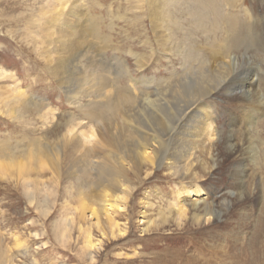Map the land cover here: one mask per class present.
Segmentation results:
<instances>
[{
	"label": "rangeland",
	"instance_id": "obj_1",
	"mask_svg": "<svg viewBox=\"0 0 264 264\" xmlns=\"http://www.w3.org/2000/svg\"><path fill=\"white\" fill-rule=\"evenodd\" d=\"M63 1L0 0V163L15 158L27 168L22 174L15 165L8 172L0 171V254L7 250L18 255L17 264H264V100L259 101L264 97V0H172L171 19L166 24L155 19V0H66L69 4L59 8ZM57 6L67 10L60 17L61 23L54 22L55 30L46 22L53 21ZM84 12L93 43L89 49L110 69L99 67L91 74L89 57H82L78 62L85 71L83 78L87 84L80 88L75 81L79 76H73L72 83L64 84L65 92L61 87L63 70L51 68L57 65L53 57L59 58L53 51L62 47L60 38L68 41L65 33L58 32L59 27L63 25L66 29L68 20L74 25L79 19L84 23L80 18ZM240 37L247 42L240 47L237 40L231 44L232 56L235 53L241 61L226 83L228 89L203 102L212 106L209 110L212 114L209 116L215 119L212 134L216 130L219 134L212 137L206 154L198 152L200 163L193 172L199 177L201 194L183 190V185L191 184L192 180L183 179L182 173L173 176L167 168L151 164L138 170L124 163L126 175L120 180L126 187L131 185L128 191L131 197H127L121 209L110 207L107 214L98 213L94 217L89 210L102 204L101 188H92V201L83 199L79 166L82 169L89 160L98 163L106 157L119 161L114 155L126 152L127 156L133 155V143L126 140L124 146L121 144L124 150L109 144L98 151L91 144L96 140L85 138L88 150L63 147V136L71 128L76 126L72 138L95 126L68 98L78 99L81 104L98 101L95 84L100 74L111 79L121 93L133 89L141 97L146 93L157 95L169 81L188 76L208 64L212 68L215 62H220L227 43ZM165 42L173 44L170 45L173 48L163 45ZM178 46L187 47L188 53L194 55L188 57L183 50L179 52ZM254 73L260 80L258 90L262 96L250 103L241 87ZM16 86L28 104L9 98L10 89ZM108 93L113 97L117 94L113 88ZM183 102L176 106L175 113L203 105L197 99ZM142 103L137 105L138 109ZM132 110L131 115L145 125L138 110ZM251 115L258 120L252 128ZM180 116H170L171 126L167 123V133L175 137L172 141L178 133ZM117 119L116 133L122 126L120 118ZM80 120H84L83 127L76 125ZM229 139L238 149L242 147L244 153L239 149L235 155L231 154ZM60 148L59 163L53 167V156ZM35 155L38 161L33 158ZM248 158H252V163ZM181 199H187L186 204L182 203L185 217L164 222L160 213ZM192 200L210 202L217 214L196 221L189 205ZM82 205H87L88 210H82ZM204 207L201 204L200 214L205 213ZM65 221L71 228L68 239L61 232ZM149 222H153L151 226ZM89 235L94 245L91 249L87 247Z\"/></svg>",
	"mask_w": 264,
	"mask_h": 264
},
{
	"label": "bare ground",
	"instance_id": "obj_2",
	"mask_svg": "<svg viewBox=\"0 0 264 264\" xmlns=\"http://www.w3.org/2000/svg\"><path fill=\"white\" fill-rule=\"evenodd\" d=\"M68 2L66 0H64L63 3H60L59 8L60 7L62 8L63 4L65 5ZM171 2H172V0H155L153 2V6L155 7L154 16H155L156 21H159L160 23H163V24H166L167 22H169V20L171 19V14L169 13V7H170L169 4H171ZM57 9H58V6H57ZM57 9H55V10H57ZM62 10L63 9H61V10L58 9L57 11H55V13H54L55 17L52 18V20H53L52 22L48 19L49 21L46 22V25L49 28L52 27V29H55L54 24L62 22L60 17H62V15L64 14V10H67V9L64 8V10L63 11ZM70 12L71 11L69 10V13ZM190 13H191V11H190ZM80 18H83L84 23H82L81 19H79V22L77 23V25H74V24H71V21L68 20L65 24V26L67 27L66 29H64L63 25H61V27H59L58 32H60L62 34L65 33L66 37L68 38V41L65 43L63 40L64 37L60 38L59 42L63 41V43L61 44L62 47L59 46L56 51H53V53L59 55L58 56L59 58L55 59V57H53L52 61H56L57 65H55V66L52 65L51 68H53V70L55 68V70L57 72H58V70H63L62 72L65 75V77H64L63 81L61 82V87L63 88V90H65V92H67V91L65 89L64 84H66V82L72 83L73 82L72 81L73 76H79V79H75V81L80 88L85 87V85L87 84V81L83 78L85 71L82 69L81 63L78 62V61H81L82 57H84V56L89 57L90 66L88 69L91 70V74L93 73V71L96 68L98 69L99 67L100 68L103 67L105 70H108V68H109V65H105V63H103L102 61L97 60V56L94 57L93 56L94 54H92V52H91L92 49L91 50L89 49V48H91V45L93 43H92V40L90 38L89 29L86 26V24H88L87 12L86 13L84 12L82 15H80ZM156 21H155V23H156ZM48 27H47V29H49ZM233 27L235 28L234 24H233ZM55 30H57V29H55ZM92 31H94V30H92ZM52 33H54V32H52ZM48 34H49V32H48ZM93 35H95V34H93ZM243 36H244V34H243ZM166 38H168V37H166ZM170 38H172V36ZM243 38L246 39L245 37H243ZM160 39H161V37H160ZM236 40L238 42H236ZM162 42H163V40H162ZM235 42L237 43V47H240L243 44H245L247 42V40H243L242 37L231 40L230 42L227 43L225 51L221 55L220 62H215L214 66L212 68L208 64L209 67L205 66L201 70L194 72V73H191L190 75L185 76L181 79L177 78V80H174L171 82L169 81L168 86L160 89L159 92L157 93V95L155 94L156 97H154V98H152V97L155 95L154 94L150 95V93H146V94L143 93L144 95L141 97L140 95L136 94L133 89H128L126 91H123V93H121L122 91H119L120 89L115 88V85L113 84V81L111 79L109 81V79L106 76L101 75V74L96 79V81H98V84H95V87L96 86L98 87L97 91H95L96 98L98 101L89 100L88 103L81 104V101H79L78 99L68 98L70 101H72L71 102L72 105H77L79 107V109L83 111L85 119H90L92 122L95 123V126H93V125L90 126L88 131H81L80 133L73 135L72 138L70 136H72V134L74 133L76 126L71 128L67 132V135L63 136V139H62V146L63 147L69 145V146H72V148H76V149L77 148L78 149H80V148L84 149L85 148L86 150H88L89 148L87 149V143L85 142V138L87 140L95 139L96 142L91 143V144H94L93 148H95L97 150L100 147L109 146V144L114 149L117 148V150H124V148L121 146V144L124 146V143H126V140L133 143V145L131 147L133 149V155L127 156V152L121 153V156L117 155V157L114 155V158H118L119 161H116V159L114 160L111 157H108V158L106 157L105 161H102V162L100 161L98 163L97 162L91 163L89 160L87 162V165L84 166L82 169H81V166H79V169L81 171V172H79L80 173L79 181L83 182V184H82L83 189H80L81 197L83 199H88V200L92 201V197L90 195L92 188H93V190H94V187H95V190L101 188V193L103 195L101 197L102 198L101 199L102 204L96 210L95 209L89 210V212H91L94 217H97L99 214H101V215L107 214V212H109L108 208H110V207L114 208L115 210L121 209L122 207L125 206V202L128 201L127 197L130 196L128 191L130 192L129 187L131 185L129 187H126L125 183L121 182V180H120L121 178H125V175H126L125 171H124L126 168V167L124 168V163L131 166L132 168H137L138 170H141V168L147 164H151L153 167H155L157 165L159 168L160 167L167 168L168 171L170 170L171 172L174 173L173 176H175V175L181 176L180 174L182 173L183 179L190 178V180H192L191 184L187 183V185H185V184L183 185V190L186 191L187 189H189L191 194L192 193H195L197 195L201 194L202 190L197 185L198 181H199V177L197 176V174H195V172H193L194 167L200 163L199 159L201 158V156L200 157L198 156V152H201V153L205 152V154H206V151L209 149L208 147L211 146V144H212L211 143L212 137L219 134V132L216 129H215L216 133L212 134V129H213V126L215 124V119L213 117H210V116H212L211 113L209 114V110L211 109L212 106H210L207 103H203V102L205 99L210 98L213 94L215 95V93H218V92L221 93V92H224V90L228 89V87L226 86V83L232 77V75H234L233 72L235 71L236 68H238L237 67L238 63H240V61H241V58L238 57V55L236 56L234 53V56H232V53H231V49H230L231 44L233 46V44ZM95 44L97 46V43H95ZM164 44L166 45L167 43L165 42V43H163V45ZM168 44H169V41H168ZM170 45L173 46V44H170ZM170 45H168V46H170ZM56 46H55V48H56ZM166 46H164V47L167 48L168 46L167 47ZM172 46H170L168 48H173ZM184 47L178 46L176 49H178L179 52H181L183 50V54H187L188 49H186L187 47L186 48H184ZM85 48H88V51H86ZM193 55L194 54H190V53L187 54L188 57L193 56ZM191 58L196 59V57H191ZM103 59H105V58H103ZM140 62H142V61H140ZM143 65H144L143 67H145V64H143ZM141 67H138V68H141ZM122 73H123V70H122ZM116 76H118V75H116ZM257 76L258 75L256 73H254L253 75H250V77H248L247 81L241 87V88H244L243 93H245L244 94V96L246 97L245 99H247L250 103H254L255 102L254 98H256L257 96L259 98H260V96H262L258 90L260 80L257 78ZM131 80H132V78H131ZM239 84H240V82H239ZM90 88L86 89V90L89 91ZM112 88L117 92V94H116L117 96L114 95V97L116 96L118 98L116 100V102H114L115 101L114 99H116V97L114 98L110 93H108L109 89H112ZM253 88H255V89H253ZM256 91H257V93H256ZM216 95H218V94H216ZM86 96L88 98L91 97L90 94H87ZM9 98H15V102L21 101L25 104H28V102H29V101L23 99L24 95H22L21 92H19L17 86L14 89H10ZM184 99H190V100L197 99L198 101L202 100L203 105L202 106L200 105L201 108L197 107L194 109H192L193 108L192 106H189V108H186L181 113L180 112L178 113L177 111L175 113L176 106L177 105L180 106V104L183 102ZM240 99H242V98H240ZM243 99H244V97H243ZM263 100H264V97L262 96L261 99H259V101L262 102ZM236 101H238V100L236 99ZM0 102H1V100H0ZM140 102L141 103L143 102L142 103L143 106L141 105L142 107L140 106L141 108L138 109L137 105ZM196 103H199V102H196ZM192 104H193V102H192ZM263 104L264 103L262 102V105ZM98 107L100 110L98 109ZM132 109L134 111L138 110L140 119H141V117L144 118L145 125L141 122V120L139 121L137 118L133 117L134 115H131ZM179 109H180V107H179ZM133 110H132V112H133ZM174 115H177V116L181 115L180 116L181 118H180V126H178L176 128V130L178 131V133H176L177 134L176 139L174 141H172V138H175V137H173V135L171 137V135L169 133H167V127H168L167 123L171 126L172 123L170 121V116H174ZM18 117H19V115H18ZM115 118H118V119L120 118L119 120L121 121V125H122L121 129L119 130L118 133H116L117 130L114 127ZM251 118H253L252 115H251ZM234 121H236V120H234ZM257 121H256V118H253L252 122L250 121V123H249V124H251L250 128L257 125L256 124ZM83 122H84V120H80L79 122H77L76 125L78 127L79 126L83 127V125H84ZM173 122H175V119L173 120ZM175 124H176V122H175ZM253 130H256V129H253ZM169 131H171V130H169ZM254 132H256V131H254ZM230 138H231V136H230ZM107 142H108V145H107ZM227 144L230 147V153L233 155H235L239 149L242 151L244 150L242 147L238 149V147L233 143L232 139H229L227 141ZM38 145L41 146V144H38ZM250 147H248V148H250ZM40 148L38 149V153H41V151H42ZM62 148L57 150L56 151L57 153L55 152L56 154L53 156V161H54V162H52L53 167H56L57 164L59 163V159H58L59 154L58 153L60 150H62ZM97 150H95L94 152H96ZM44 151H46V150H44ZM87 152L85 151L84 153H87ZM243 153H244V151H243ZM103 154L105 155V153H103ZM110 154L112 155L113 152H110ZM44 155H45V152H44ZM208 155H209V153H208ZM25 157H23V158H25ZM33 158L36 161H38L37 160L38 156L35 155ZM202 158H203V156H202ZM233 158H235V157H233ZM4 159H6V157ZM14 159H12L11 161L6 160L7 162H1L0 163V171L8 172L12 168V165H15V166L20 167V172H19L20 174H22L23 172H26V170H27L26 166L17 162L16 161L17 159L16 160H14ZM235 159H237V158H235ZM92 160L93 159H91V161ZM215 160H216V158H215ZM254 160H256V159H254ZM85 161H87V160H85ZM249 161H251V163H252V158H251V160L249 159ZM241 162L243 164L244 160ZM255 162L256 161H254V163ZM239 164H241V163L239 162ZM241 166H243V165H241ZM93 171H95L96 175H94ZM74 173H76V172L74 171ZM240 173L243 174V169H240ZM129 180H131V178ZM22 181H23L22 183L25 182L24 180H22ZM128 184H130V183H128ZM25 185H24V187H25ZM27 185H28V187H31L30 184H27ZM31 189L32 188H29V191L32 194V201H33L34 195H33V192ZM84 189L87 191L82 192V191H84ZM118 191L121 192L120 195L116 194ZM118 194H119V192H118ZM184 198H186V197H184ZM186 200L187 199H181V201L178 204H175L173 202V204L170 206V208L165 213H160V216L163 217L162 220L164 222H168L170 218L174 217L175 221H181L185 217V214H186L185 205L182 204V203L186 204ZM111 202H114L115 204L112 205ZM209 203H207L205 200H198L196 202H193V200H192V202L189 203L190 207L194 211L193 216H194V219L196 221L200 222L204 217H207L209 215L213 216V215L217 214L210 207ZM82 204H85V202H83ZM201 204L205 206L204 207V211H205L204 214L199 213V211L201 209ZM82 207H83L82 210H84V211L88 210L87 205L86 206L82 205ZM152 223L153 222H149V225L151 226ZM70 231H71L70 224L68 221H65L64 227L61 231V232H63V236H65L64 238H67V239L69 238ZM87 247L89 249L94 247V245L90 241V235L88 236ZM17 253H20V251ZM26 253H27V250L26 251L24 250L23 254L26 255ZM17 256L18 255L11 254V253H9V251L6 250L0 254V264H17V259L20 258Z\"/></svg>",
	"mask_w": 264,
	"mask_h": 264
}]
</instances>
